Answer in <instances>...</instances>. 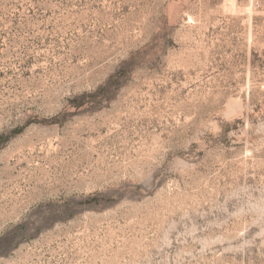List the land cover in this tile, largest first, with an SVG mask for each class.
Here are the masks:
<instances>
[{
  "label": "rangeland",
  "instance_id": "rangeland-1",
  "mask_svg": "<svg viewBox=\"0 0 264 264\" xmlns=\"http://www.w3.org/2000/svg\"><path fill=\"white\" fill-rule=\"evenodd\" d=\"M0 264H264V0H0Z\"/></svg>",
  "mask_w": 264,
  "mask_h": 264
}]
</instances>
